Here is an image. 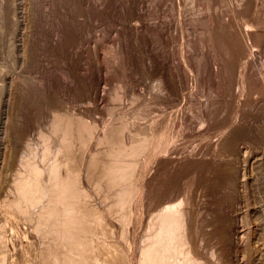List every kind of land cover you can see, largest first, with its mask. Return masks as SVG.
I'll return each mask as SVG.
<instances>
[{
	"label": "rangeland",
	"instance_id": "1",
	"mask_svg": "<svg viewBox=\"0 0 264 264\" xmlns=\"http://www.w3.org/2000/svg\"><path fill=\"white\" fill-rule=\"evenodd\" d=\"M166 233L264 264V0H0V264H140Z\"/></svg>",
	"mask_w": 264,
	"mask_h": 264
},
{
	"label": "bare ground",
	"instance_id": "2",
	"mask_svg": "<svg viewBox=\"0 0 264 264\" xmlns=\"http://www.w3.org/2000/svg\"><path fill=\"white\" fill-rule=\"evenodd\" d=\"M68 28H69V32L74 30V29H73V25H69ZM67 35H68V34H67ZM232 51H234V50H232ZM227 65H228V64H227ZM228 66H229V65H228ZM230 67H231V66H230ZM227 68H228V67H227ZM231 69H232V68H231ZM230 72H231V70H230ZM231 73H233V72H231ZM149 74H150V73H149ZM223 76H224V75H223ZM232 77H233V76H232ZM220 79H221V78H220ZM228 79H229V78H228ZM221 83H222V80H221ZM225 83H226V82H225ZM174 84H175V83H174ZM226 84H227V83H226ZM224 85H225V84H224ZM227 85H228V84H227ZM223 87H224V86H223ZM224 88H225V87H224ZM226 89H227V88H226ZM259 94H260V93H259ZM236 95H237V94H236ZM228 96H229V95H228ZM231 105H232V104H231ZM245 105H246V104H245ZM247 110H248V109H247ZM228 111H229V110H228ZM206 113H207V112H206ZM238 114H239V113H238ZM229 119H230V118H229ZM206 130H207V129H206ZM237 131H238V130H237ZM242 131H243V130H242ZM239 133H240V131H239ZM233 135H234V134H233ZM238 135H239V134H238ZM208 137H209V136H208ZM227 138H228V137H227ZM224 141H225V140H224ZM224 143H225V142H224ZM233 143H234V142H233ZM202 145H203V144H202ZM172 161H173V160H172ZM207 161H208V160H207ZM170 162H171V161H170ZM185 162H186V161H185ZM189 163H190V162H189ZM193 164H194V163H193ZM196 164H198V163H195L194 165H196ZM194 165H190V167H189V165H187V166H188V168H191V167L194 166ZM199 165L202 166V163L199 164ZM199 165H198V166H199ZM203 166H204V165H203ZM203 166H202V167H203ZM205 166H206V165H205ZM174 167H175V166H174ZM186 168H187V167H186ZM199 168H200V166H199ZM199 168L197 167V169H199ZM183 169H184V168H183ZM192 169H193V167L191 168V170H192ZM200 169H201V168H200ZM202 169H203V168H202ZM212 169H213V168H212ZM179 170H180V169H179ZM186 170H187V169H186ZM188 170H190V169H188ZM193 170H194V169H193ZM217 170H218V169H217ZM195 171H196V170H194L193 173H194ZM202 171H203V170H202ZM222 171H223V170H222ZM191 172H192V171H191ZM191 172H190V173H191ZM199 172H201V170H200ZM199 172H195L194 175L196 176L197 173H199ZM218 172H219V171H218ZM176 173H177V172H176ZM221 173H223V172H221ZM221 173H220V174H221ZM172 174H173V173H172ZM180 174H181V173H179V175H180ZM220 174H219V176H218L217 174H216V175L220 178ZM161 175H162V174H161ZM167 175H168V174H167ZM173 175H174V174H173ZM194 175H192V176H194ZM199 175H200V174H199ZM226 175H227V174H226ZM169 176H170V175H169ZM221 176H223V175H221ZM224 176H225V175H224ZM174 177H176V179H177V176H174ZM190 177H191V176H190ZM190 177H189V178H190ZM218 177H217V178H218ZM226 177H227V176H225V178H224V177H223V178L226 179ZM168 178H169V177H168ZM182 178H183V177H182ZM184 178H186V177H184ZM219 178H218V179H219ZM176 179L174 178V180H176ZM186 179H187V178H186ZM220 179H221V178H220ZM224 179H223V181H224ZM227 179H228V178H227ZM232 179H233V178H232ZM232 179H231V180H232ZM170 180H172V178H171ZM170 180H167V181L170 183ZM178 180H181V179H179V176H178ZM194 180H195V179H194ZM206 180H207V179H206ZM216 180H217V179H214V181H216ZM167 181H166V184H168ZM220 181H221V180H220ZM220 181L218 180V183L216 182V184H219ZM223 181H221V182H223ZM227 181H229V185H230V182H231L230 179L227 180ZM176 182L179 183V181H176ZM180 182H181V181H180ZM224 182H226V181H224ZM171 183H172V181H171ZM190 183H191V182H190ZM214 183H215V182H214ZM179 184H180V183H179ZM186 184H187V183H186ZM227 184H228V183H227ZM182 185H183V184H182ZM184 185H185V184H184ZM219 185H220V184H219ZM223 185H226V184L223 183ZM229 185H228V186H229ZM164 186H165V185H164ZM167 186H168V185H167ZM172 186H176V185H174V183H173ZM180 186H181V185H180ZM185 186H188V185H185ZM169 187H170V185H169ZM169 187H168V188H167V187H164V188H166V189H170ZM213 187H214V185H213ZM221 187H222V186H221ZM223 187H224V186H223ZM226 187H227V186H226ZM226 187H224V189H225ZM172 188H173V187H172ZM177 188H179V186H177L176 189H177ZM181 188H182V187H181ZM211 188H212V187H211ZM214 188H215V187H214ZM216 188H217V185H216ZM216 188H215V189H216ZM219 188H220V186H219L217 189H219ZM162 189H163V188H162ZM166 189H165V190H166ZM176 189H175V187H174V190L172 189L173 192H174V191H177ZM222 189H223V188H222ZM226 189H227V188H226ZM172 190H169V192H172ZM179 190H180V189H179ZM229 190H231V189H229ZM166 191L168 192V190H166ZM213 191H214V190H213ZM169 192H168V193H169ZM204 192H205V191H204ZM227 192H228V191H227ZM170 194H171V193H169V195H170ZM205 194H207V193H205ZM227 196H228V195H227ZM234 196H235V195H234ZM220 197H221V195H220ZM213 198H214V197H213ZM233 198H234V197H233ZM64 199H65V198H64ZM214 199H215V198H214ZM70 200H71V199H70ZM216 200H218L217 197H216ZM216 200H214V202H215ZM220 200H221V198H219V201H220ZM231 200H232V202H234L233 199H232V197H230V201H231ZM212 201H213V200H212ZM228 201H229V200L226 199V205H227V207H229L228 204H227ZM214 202H213V203H214ZM217 202H218V201H217ZM223 202H224L223 200H222L219 204H218V203L215 204V203H216V202H215L214 205H215V206H216V205H217V206L219 205V207H221L220 204H222ZM232 202H231V204H232ZM224 203H225V202H224ZM229 204H230V203H229ZM231 204H230V205H231ZM63 205H64V204H63ZM174 205H175V204H174ZM214 205H213V206H214ZM224 205H225V204L222 205V208H223ZM213 206H212V207H213ZM219 207H218V208H219ZM53 208H54V207H53ZM215 208H217V207H215ZM218 208H217V209H218ZM225 208H226V207H225ZM48 209H49V208H48ZM213 209H214V207H213ZM214 210H215V209H214ZM223 210H224V209H223ZM64 211H65V210H64ZM215 211H216V210H215ZM227 211H228V210H227ZM50 212H51V211H50ZM55 212H56V211H55ZM210 212H211V211H210ZM213 212H214V211H213ZM216 212H218V215H221L220 213H221L222 211L219 210V211H216ZM219 212H220V213H219ZM57 213H58V212H57ZM60 213H61V212H60ZM67 213H68V212H67ZM167 213H168V212H167ZM214 213H215V212H214ZM224 213H226V212L224 211ZM63 214H64V213H63ZM216 214H217V213H216ZM59 215H60V214H59ZM76 215H77V214H76ZM222 215H223V214H222ZM222 215H221V217H222ZM224 215H225V214H224ZM46 216H47V214H46ZM65 216H66V215H65ZM225 216H226V215H225ZM74 217H75V216H74ZM217 217H218V216H217ZM217 217H216V218H217ZM219 217H220V216H219ZM221 217H220V218H221ZM226 217L229 219L228 216H226ZM220 218H219V219H220ZM223 218H224V217H223ZM217 219H218V218H217ZM75 220H76V219H75ZM215 220H216V219H215ZM223 220L225 221V218H224ZM229 220H230V219H229ZM73 221H74V220H73ZM213 221H214V218H213ZM217 221L220 223V224H217V226H218V225H221V224L224 222V221H223V222L221 223L222 219H220V221H219V220H217ZM217 221H215L214 223H217ZM230 221H231V220H230ZM74 222H75V221H74ZM171 222H172V221H171ZM231 222H232V221H231ZM214 223H213V224H214ZM224 223H225V225H226V221H225ZM224 223H223V225H224ZM228 223H230V222H228ZM228 223H227V224H228ZM54 224H55V223H54ZM80 224H81V223H80ZM230 224H231V223H230ZM172 225H173V224H172ZM172 225H171V226H172ZM214 226H216V225H214ZM226 226H227V225H226ZM68 227H69V226H68ZM85 227H86V226H85ZM87 227H88V226H87ZM157 227H158V226H157ZM219 227H221V226H219ZM224 227H225V226H224ZM224 227H223V230L225 229ZM228 227H230V226L228 225ZM228 227H227V228H228ZM74 228H76V227H74ZM83 228H84V227H83ZM161 228H162V227H161ZM63 229H64V228H63ZM78 229H79V228H78ZM214 229H215V228H214ZM218 229H219V228H218ZM220 229H221V228H220ZM220 229H219V230H220ZM55 230H56V229H55ZM87 230H88V229H87ZM163 230H165V228H164ZM163 230H162V231H163ZM178 230H179V229H178ZM221 230H222V229H221ZM221 230H220V231H221ZM225 230H229V229H225ZM225 230H224V231H225ZM165 231H166V230H165ZM172 231H173V230H172ZM172 231H171V228H170V233H169V232H167V233H169V234L174 238V235H175V234L172 235V234H171ZM87 232H88V231H87ZM174 232H175V231H174ZM61 233H62V232H61ZM76 233H77V232H76ZM159 233H160V232H159ZM167 233H166V234H167ZM175 233H176V232H175ZM180 233H181V232H180ZM221 233H222V235H223V232H222V231H221ZM58 234H59V233H58ZM164 234H165V232H164ZM169 234H167V237L169 236ZM216 234H217V233H216ZM224 234H225V232H224ZM226 234H227V235H226ZM226 234H225V235L228 236L229 233L226 232ZM52 235H53V234H52ZM149 235H150V234H149ZM153 235H154V234H153ZM188 235H189V234H188ZM225 235H224V237H225ZM159 236H160V235H159ZM161 236H163V235L161 234ZM171 236H169V237H170L169 239L172 238ZM57 237H58V236H57ZM222 237H223V236H222ZM222 237H221V235H220V241H221V238H222ZM173 238H172L173 241L171 240L172 242H171V241H168V242H170V243H168V242L166 241V238H164L165 240L162 239V241H161L162 243H160V241H159V243H157L156 239H154V240L156 241V243H152V242H150L149 240L147 241V242H148V243H147V242H145L146 240H143V241L145 242V246H143V250H142V252H141V253H142L141 256H144V258L141 257V260H143V261L140 262V264H188L189 261H191V260H187L188 262L185 260V258L187 259V257H185V256H187V255H186L185 251H184V252H182L183 250L180 251V250H181V247H180L179 245H181V243L178 244V247H177V246H176V247H177V248L180 247V250H179V251L181 252V254H182V253L185 254V255H184V257H185L184 260H185L187 263H185L184 260H181V259L178 260V256H180V253L178 254L179 251H178V249L175 247V243H176V242L174 241ZM53 239H54V238H53ZM59 239H60V238H59ZM73 239H74V238H73ZM79 239H80V238H79ZM159 239H161V238H159ZM169 239L167 238V240H169ZM224 239H225V238H224ZM224 239H222V242L224 241ZM226 239H228V238H226ZM226 239H225L224 242H226ZM78 241H79V240H78ZM78 241H77V242H78ZM152 241H153V240H152ZM163 241H164V242H163ZM177 241L180 242V240H177ZM227 241H228V240H227ZM68 242H69V241H68ZM82 242H83V241H82ZM82 242H81V243H82ZM92 242H93V241H92ZM204 242H205V241H204ZM224 242H223V243H224ZM83 243H85V242H83ZM146 243H147V244H146ZM79 244H80V243H79ZM91 244H92V243H91ZM182 244H183V242H182ZM190 244H191V243H190ZM202 244H203V243H202ZM220 244H221V243H220ZM61 245H62V243H61ZM69 245H70V244H69ZM74 245H75V244H74ZM89 245H90V244H89ZM92 245H93V244H92ZM184 245H185V243L183 244V247H184ZM186 245H187V244H186ZM186 245H185V246H186ZM188 245H189V244H188ZM64 246H65V245H64ZM138 246H140V245H138ZM87 247H88V246H87ZM96 247H97V246H96ZM183 247H182V249H184ZM224 247H225V246H224ZM69 248H70V247H69ZM84 248H85V247H84ZM175 248H176V249H175ZM64 249H65V248H64ZM64 249H63V250H64ZM95 249H96V248H95ZM80 251H81V250H80ZM83 251H84V250H83ZM177 251H178V252H177ZM53 252H54V251H53ZM87 252H88V251H87ZM96 252H97V251H96ZM92 253H93V252H92ZM101 253H102V251H101ZM103 253H104V252H103ZM59 254H60V253H59ZM81 254H82V253H81ZM84 254H86V253H84ZM104 254H105V253H104ZM191 254H192V253H191ZM177 255H178V256H177ZM51 256H53V255H51ZM57 256H58V255H57ZM61 256H62V255H61ZM85 256H86V255H85ZM104 256H105V255H104ZM108 256H109V255H108ZM110 256H111V255H110ZM190 256H191V255H190ZM54 257H55V256H54ZM73 257H74V256H73ZM98 257H99V256H98ZM101 257H102V256H100V258H101ZM115 257H116V256H115ZM180 257L183 259L182 255H181ZM180 257H179V258H180ZM92 258H93V257H92ZM106 258H108V257H106ZM119 258H120V257H119ZM142 258H143V259H142ZM50 259H51V258H50ZM68 259H69V258H68ZM111 259H112V258H111ZM111 259H110V260H111ZM115 259H116V258H115ZM125 259H126V258H125ZM125 259H122V258H121V260L118 259V261H121L120 263H118L116 260H115V262H117L118 264H128V262H127V259H128V258H127L126 260H125ZM188 259H190V258L188 257ZM75 260H76V259H75ZM77 260H78V263H75V264H79V263H80V262H79L80 260H79V259H77ZM82 260H83V259H82ZM95 260H96V259H95ZM95 260H92V261L95 262ZM99 260H100V259H99ZM102 260H103V259H102ZM110 260H108V261L110 262ZM231 260H232V259H231ZM62 261H63V260H62ZM90 261H91V260H90ZM192 261H193V260H192ZM72 262H73V261H72ZM74 262H77V261H74ZM82 262H83V261H82ZM97 262H100V261H97ZM97 262H96V263H97ZM102 262H103V261H102ZM102 262H101V263H102ZM104 262H106V261H104ZM113 262H114V261H113ZM138 262H139V261H138ZM138 262H137V263H138ZM194 262H195V261H194ZM54 263H55V262H54ZM54 263H53V264H54ZM89 263H90V262H88V263L83 262V264H89ZM110 263H112V262H110ZM117 263H114V264H117ZM48 264H49V263H48ZM60 264H61V263H60ZM66 264H67V263H66ZM68 264H71V263H68ZM72 264H74V263H72ZM80 264H82V263H80ZM91 264H92V262H91ZM94 264H95V263H94ZM108 264H109V263H108ZM190 264H191V263H190Z\"/></svg>",
	"mask_w": 264,
	"mask_h": 264
}]
</instances>
